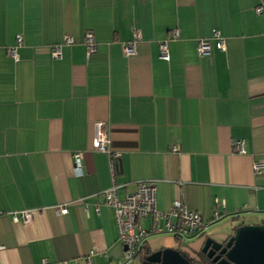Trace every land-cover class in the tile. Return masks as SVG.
I'll return each mask as SVG.
<instances>
[{
  "label": "crops",
  "instance_id": "0c3cea01",
  "mask_svg": "<svg viewBox=\"0 0 264 264\" xmlns=\"http://www.w3.org/2000/svg\"><path fill=\"white\" fill-rule=\"evenodd\" d=\"M259 5L0 0V264H123L114 210L103 203L113 177L119 199L155 183L158 211L182 200L207 226L191 240L163 228L145 244L151 253L171 248L196 259L206 238L223 242L239 226L264 224V172L253 170L264 162ZM172 30L179 37L166 62L159 44ZM18 36L17 61L8 50ZM199 40L210 42V55L198 54ZM100 123L119 154L112 160L94 145ZM239 141L244 154L234 150ZM60 207L68 214L59 216ZM22 212L29 222L14 221ZM141 225L149 230L151 217Z\"/></svg>",
  "mask_w": 264,
  "mask_h": 264
},
{
  "label": "built area",
  "instance_id": "2783aa9c",
  "mask_svg": "<svg viewBox=\"0 0 264 264\" xmlns=\"http://www.w3.org/2000/svg\"><path fill=\"white\" fill-rule=\"evenodd\" d=\"M258 15H264V5H259L255 8ZM179 37L178 30H172L169 33L167 41L159 44L160 59L166 62L170 61V52L168 43L171 40H176ZM217 48L225 50V40L217 34ZM138 38V37H137ZM139 39V38H138ZM66 44H71V38L65 39ZM23 38L18 36L17 46L8 50L9 55L14 60H19L18 47L22 46ZM85 46L88 54L96 51V43L91 32L86 34ZM124 51L127 56L135 55V43H129L124 46ZM197 52L200 56H208L212 52V45L207 40H199ZM55 58L62 57V47L57 46L53 49ZM111 140L103 128V124H98L97 132L94 136V145L97 151L106 153L109 158L119 156L110 150ZM235 152L244 154V142L239 141L235 144ZM174 152H178V148H173ZM75 168L80 173L83 154L77 153L74 155ZM255 174L261 175L264 172V162L261 160L255 161L253 164ZM117 185L115 178L112 179V187L104 194V205L111 207L114 210V216L118 229L119 241L124 246V262L123 264H133L141 250L146 244L148 238L153 234L161 233L163 228L170 232L179 240H191L192 238L200 237L204 234L207 226H205L201 214L189 210L182 200H176L169 212H160L157 210L156 204V185L155 183H140L137 191L128 195L125 199H119L117 195ZM59 216L68 214L67 207L57 209ZM218 218V214H216ZM148 217H151L152 225L149 230L142 227L141 222ZM22 218L24 222L31 220V212H22L20 215L14 216V221L17 222ZM175 220V222H173ZM163 224L165 227H163ZM4 249L0 247V250ZM91 254H94L92 252ZM91 259H89V264Z\"/></svg>",
  "mask_w": 264,
  "mask_h": 264
},
{
  "label": "water",
  "instance_id": "95a60500",
  "mask_svg": "<svg viewBox=\"0 0 264 264\" xmlns=\"http://www.w3.org/2000/svg\"><path fill=\"white\" fill-rule=\"evenodd\" d=\"M202 254L207 264H264V224L242 225L225 241L206 238ZM148 264H202L192 262L179 250L163 248L147 257Z\"/></svg>",
  "mask_w": 264,
  "mask_h": 264
},
{
  "label": "trees",
  "instance_id": "16d2710c",
  "mask_svg": "<svg viewBox=\"0 0 264 264\" xmlns=\"http://www.w3.org/2000/svg\"><path fill=\"white\" fill-rule=\"evenodd\" d=\"M180 251V250H179ZM181 252V251H180ZM187 259H189L190 260V258L184 253V252H181ZM151 254V250L146 246V245H144L142 248H141V250H140V252H139V254H138V256H137V258H136V260H135V262L133 263V264H148L147 263V257L149 256ZM191 261V260H190ZM137 262V263H136Z\"/></svg>",
  "mask_w": 264,
  "mask_h": 264
},
{
  "label": "flooded vegetation",
  "instance_id": "af4514ba",
  "mask_svg": "<svg viewBox=\"0 0 264 264\" xmlns=\"http://www.w3.org/2000/svg\"><path fill=\"white\" fill-rule=\"evenodd\" d=\"M190 260L192 262H196V261H199L201 262L202 264H207L208 263V259L206 258V256L204 254L201 253V255H199L198 258L194 259V258H190Z\"/></svg>",
  "mask_w": 264,
  "mask_h": 264
},
{
  "label": "rangeland",
  "instance_id": "374dc122",
  "mask_svg": "<svg viewBox=\"0 0 264 264\" xmlns=\"http://www.w3.org/2000/svg\"><path fill=\"white\" fill-rule=\"evenodd\" d=\"M137 263V262H136Z\"/></svg>",
  "mask_w": 264,
  "mask_h": 264
}]
</instances>
